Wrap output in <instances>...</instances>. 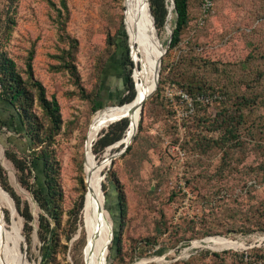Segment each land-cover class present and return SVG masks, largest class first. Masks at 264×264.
Instances as JSON below:
<instances>
[{
    "label": "rangeland",
    "instance_id": "rangeland-1",
    "mask_svg": "<svg viewBox=\"0 0 264 264\" xmlns=\"http://www.w3.org/2000/svg\"><path fill=\"white\" fill-rule=\"evenodd\" d=\"M51 2L59 6L60 0H15L13 4L0 0V51L14 61L25 79L33 49V78L41 82L47 98L55 95L60 105L61 126L53 135L52 147L60 165L64 195L62 227L67 232L75 228L69 241L62 239L66 248L61 264H85L83 209L76 219L69 210L86 191L87 133L98 110L118 108L128 92L129 79L133 84L138 80L140 65L125 33L127 0H66L64 32L77 40L78 79L68 71H54V55L67 43L58 39ZM257 2L213 0L212 11L203 24H198L200 0H190V21L180 42L168 50L175 13L171 1L166 0V22L159 31L156 29L166 48L157 87L164 90L174 82L185 89L191 85V92H216L221 98L207 105L197 104L192 116L180 120L174 103L160 100L155 90L144 103L141 121L138 115L133 123L130 134L138 129L127 151L123 152L122 142L100 153L91 146L99 172L105 167L104 157L109 158L106 151L113 156L111 166L104 169L105 176L100 177L112 222L106 264H264V14L252 7ZM12 18L15 24L7 32L6 25ZM114 41L116 47L111 44ZM249 53L253 57L246 60ZM237 95L248 100L242 107L244 118L235 147L211 121L223 107H230ZM93 97L102 104L94 112ZM33 107L40 122L47 125L41 109L36 104ZM214 140H222L225 145L220 149L219 144H212ZM6 149L25 154L30 151L16 109L0 97V166L13 189L28 201L33 215L27 241L23 218L15 211V225L11 203L0 201V264L8 252L7 245L20 255L22 264H38L42 258L37 232L39 209L30 191L20 184ZM224 149L227 152L223 156ZM110 171L125 194L124 215ZM20 226L21 251L25 254L17 248ZM215 237L235 245L213 248L206 240ZM87 244L92 248L88 239Z\"/></svg>",
    "mask_w": 264,
    "mask_h": 264
},
{
    "label": "trees",
    "instance_id": "trees-1",
    "mask_svg": "<svg viewBox=\"0 0 264 264\" xmlns=\"http://www.w3.org/2000/svg\"><path fill=\"white\" fill-rule=\"evenodd\" d=\"M14 1L15 0H9L11 4H13ZM258 1L260 3L257 2L255 5H252V7L257 9L258 11H261V13L264 14V0ZM201 2L202 0H200V4ZM189 3L190 0H173V11L175 13V20L172 28L168 50L169 48L175 47L180 42L181 33L183 29L187 27L190 21ZM148 5L154 19V25L159 31L161 28H163L167 19L168 8L166 5V0H148ZM256 5H258L259 7H256ZM51 6L55 11L54 22L56 23L58 29V39L61 42L67 43L66 48L60 49V51L54 55L55 59L57 60V63L55 65H52V69L54 71H68L72 76H75L77 78V67L75 65L77 40L75 38L69 37L64 32L68 15V6L66 0H60L59 6H56L54 3L51 2ZM200 17L201 13H199L196 19V22L198 24H200ZM14 24L15 21L13 18L8 21L6 25L7 32L11 30ZM109 40L110 38L108 39V41ZM111 44L116 47L115 41ZM33 54L34 51L32 49L29 52L28 60L26 63L27 77L23 79L20 73L16 70L14 61L11 58L7 57L5 53L0 51V97L4 100H7L9 104L16 109L19 116L20 125L24 127L25 134L28 136L30 150L28 154H25L19 151L6 149L5 155L7 159L11 161L15 169L18 171V180L20 184L24 186L28 191H30L39 209L37 216V232L39 235V239L42 242V258L38 264H61V259L65 260L64 251L66 248V244L62 242V239L64 238L65 241H69L72 234L75 232V228L68 230L69 232H67V229L62 227V216L64 213L62 203L64 195L60 183V165L56 158L54 148L52 147L53 135L58 132L61 126V112L60 105L57 99L55 98V95H51L50 98H47L45 89L41 82L33 78L31 65ZM251 57H253V55L249 53L246 60H250ZM129 64L131 66L133 65L131 61H129ZM160 83L161 76L159 77L158 81V84ZM187 83L190 84L189 82ZM134 84L129 79V83L127 86L128 92L121 99L120 104L129 103L135 99L137 90L136 86L134 88ZM173 84L184 89L187 93L192 96H195L198 93H216L213 91L206 90L191 92V85H188L187 89H185L184 87H182V85H179L174 82ZM168 85H170V83H168L167 86ZM165 88L166 86L164 87V89ZM197 88L201 89L200 86H197ZM97 90L98 88L96 89L94 96H97ZM163 91V89L159 90V86L156 89V93L159 96L160 100L164 101L165 99L167 101V99L163 95ZM247 100L248 99L243 95H237L232 101V103L229 105L230 107H223L220 111L216 113V115L211 121L217 126L216 128H220L222 130L223 134L226 136V140L230 141V144H233L235 147L239 145L240 139L238 135V128L244 118L242 107L243 105H245ZM90 101L92 102L91 110L93 112L101 108L102 104L99 101L95 100V97L91 98ZM34 104H36L41 109L43 115L48 120L49 123L47 125H44V123L40 122V118L36 116L35 111L33 109ZM197 104L207 105L195 102V109ZM133 118V115L130 114L125 118H121L110 123L106 128L102 129L98 133V136L92 145L93 151L95 153H100L104 151L106 147L119 141L121 138L122 143H130L138 129V126L135 127L132 133L130 134L134 123L132 122ZM139 121H141V118ZM138 125L140 128L141 122H139ZM215 143L219 144L218 147L220 149L223 148V146L225 145L222 140L212 141V144ZM128 149L129 146L126 148L125 151H127ZM226 152L227 151H225L224 149L223 156ZM106 153L108 157H110V153L108 151H106ZM103 161L105 163V167H100V172L101 175L105 176L104 169L110 164V161L109 158L105 157ZM36 165L39 166V173L35 172ZM110 174L113 177L114 182L116 183L117 200L121 213L122 215H124L126 208V199L124 191L121 185L118 183L114 172L110 171ZM80 180L82 182V176L80 177ZM0 186L6 192H8V194L13 200V204L16 211L23 218V229L25 231L26 240L28 241V235L32 230L31 221L33 219L30 204L27 200L22 199L21 196L17 194V192L13 189V187L8 182L6 174L1 166ZM98 190L100 193H102V199L104 203L105 184L102 183V181L100 183V186H98ZM5 191L0 189V195L5 200L11 203L9 196ZM86 192L87 186L85 194ZM85 194L83 193L77 204L69 210V215L73 216L75 219L77 218L81 207L83 209ZM0 210L3 213L1 207ZM10 211L12 212L15 219L16 212L14 211L13 205ZM17 223L18 222L15 219V225ZM51 223H53V225H51ZM12 236V232L9 233L10 239H12ZM18 237L19 240L17 242V248L20 252L24 253L23 251H21V226ZM7 247L8 252L4 255L5 263L22 264L20 256L15 251L13 252V247L11 248L9 245H7ZM83 255L84 263L90 264L92 260V248L87 244V237L83 250ZM63 262V264H69L66 261Z\"/></svg>",
    "mask_w": 264,
    "mask_h": 264
},
{
    "label": "bare ground",
    "instance_id": "bare-ground-1",
    "mask_svg": "<svg viewBox=\"0 0 264 264\" xmlns=\"http://www.w3.org/2000/svg\"><path fill=\"white\" fill-rule=\"evenodd\" d=\"M129 3L126 17V32L128 44L131 46V53L139 62L138 80L135 79L137 94L132 102L117 105L118 108L97 111L94 120L91 122L86 140L85 172L87 192L83 207V227L88 242L92 246V260L90 264H106L108 251V236L112 230V222L108 211L103 203L102 196L98 192V179L100 186V172L97 174V167L91 152V146L98 132L107 124L116 121L120 115H133L132 122L141 118L139 104L143 98L154 91L156 78L158 77L163 46L153 28L152 19L144 0H127ZM125 23V20H124ZM136 64V63H135ZM136 68V66H135ZM137 78V77H136ZM116 106V105H115ZM140 113V114H139ZM122 140V139H121ZM0 189L2 187L0 186ZM3 190V189H2ZM4 191V190H3ZM30 199V198H29ZM0 195V201L4 202ZM11 200V199H10ZM12 203V201H11ZM33 203V202H32ZM213 248H230L234 242L222 237L207 239ZM20 256V255H19ZM5 264V256H2Z\"/></svg>",
    "mask_w": 264,
    "mask_h": 264
},
{
    "label": "built area",
    "instance_id": "built-area-1",
    "mask_svg": "<svg viewBox=\"0 0 264 264\" xmlns=\"http://www.w3.org/2000/svg\"><path fill=\"white\" fill-rule=\"evenodd\" d=\"M213 0H202L201 2V17L199 23L202 24L204 18L208 13L212 11ZM165 98L174 103L175 111L177 117L182 120L186 119L194 113L195 102L201 104H210L215 99L221 98L217 93H198L195 96L190 95L184 89L176 86L175 84H170L166 86L163 91Z\"/></svg>",
    "mask_w": 264,
    "mask_h": 264
},
{
    "label": "water",
    "instance_id": "water-1",
    "mask_svg": "<svg viewBox=\"0 0 264 264\" xmlns=\"http://www.w3.org/2000/svg\"><path fill=\"white\" fill-rule=\"evenodd\" d=\"M171 1V3H172V7H174V4H173V0H170ZM146 3H147V6H148V11H149V14H150V16H151V19H152V25H153V28L156 30V27H155V25H154V19H153V16H152V14H151V12H150V9H149V5H148V0H146ZM166 52V48H164L163 49V54ZM134 64H135V62H134ZM135 66H136V64H135ZM158 77H159V73H158ZM158 77L156 78V87L154 88V91L156 90V88H157V85H158ZM134 88H135V84H134ZM153 91V92H154ZM153 92L152 93H150L148 96H146L145 98H143L142 100H141V102H140V104H139V107H140V111H142V107H143V103L153 94ZM125 117H127L125 114L124 115H120L119 116V118H117L116 120H119V119H121V118H125ZM122 139V138H121ZM121 139L119 140V141H117L116 143H120V142H122L121 141ZM133 139V138H132ZM128 144L129 143H125L124 144V148H123V152L125 151V149L128 147ZM112 159H113V156L111 155L110 157H109V161H110V166H111V163H112ZM3 189V188H2ZM4 190V189H3ZM5 191V190H4ZM6 192V191H5ZM7 193V195L9 196V198L12 200V198L10 197V195L8 194V192H6ZM31 199H32V201L34 202V203H36V201H35V199L33 198V196H31ZM12 203H13V201H12ZM13 205V204H12ZM13 208H14V211H16V209H15V207H14V205H13ZM24 254H25V252H24Z\"/></svg>",
    "mask_w": 264,
    "mask_h": 264
}]
</instances>
